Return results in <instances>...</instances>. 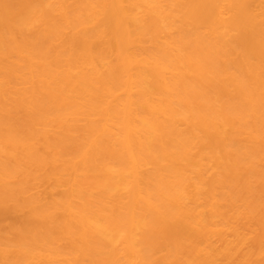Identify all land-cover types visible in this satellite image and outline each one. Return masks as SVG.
Wrapping results in <instances>:
<instances>
[{"label":"bare ground","instance_id":"1","mask_svg":"<svg viewBox=\"0 0 264 264\" xmlns=\"http://www.w3.org/2000/svg\"><path fill=\"white\" fill-rule=\"evenodd\" d=\"M0 264H264V0H0Z\"/></svg>","mask_w":264,"mask_h":264},{"label":"rangeland","instance_id":"2","mask_svg":"<svg viewBox=\"0 0 264 264\" xmlns=\"http://www.w3.org/2000/svg\"><path fill=\"white\" fill-rule=\"evenodd\" d=\"M234 258H235V256H233V258H231V260L233 261ZM219 260H220V257H219Z\"/></svg>","mask_w":264,"mask_h":264}]
</instances>
